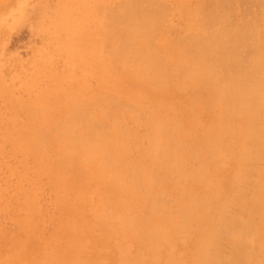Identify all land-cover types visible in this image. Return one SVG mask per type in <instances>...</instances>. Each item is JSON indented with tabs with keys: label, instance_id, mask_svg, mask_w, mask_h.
<instances>
[{
	"label": "rangeland",
	"instance_id": "rangeland-1",
	"mask_svg": "<svg viewBox=\"0 0 264 264\" xmlns=\"http://www.w3.org/2000/svg\"><path fill=\"white\" fill-rule=\"evenodd\" d=\"M131 5L134 8L131 7ZM216 6L218 7L216 8ZM124 9H126V11ZM130 9L131 11H129ZM132 9L137 10L133 11ZM209 14L211 17H209ZM160 16L164 20H162ZM126 20H128L129 23ZM215 20H218V23ZM206 21L209 23L207 24ZM131 22L136 23L131 25ZM150 22L154 24L156 23L157 26L156 24L154 26L153 24L149 25ZM144 24H146V26ZM200 24L202 25V28ZM216 24L218 25L216 26ZM127 26L129 30L125 31V29H128L125 28ZM220 26L224 28L222 29ZM131 27L133 28L131 29ZM136 27H138V29ZM151 27L156 28L154 30L151 29ZM146 29H149L151 33H149V30L146 32ZM153 31L155 32L153 33ZM204 31L207 36L204 34ZM243 32L246 33L244 34ZM249 32L253 34V37L252 34H249ZM222 33L224 35V40L229 38L226 40L227 45H225V48H229V42L240 35L237 33H242L244 36L247 35L243 40L245 42H241L242 46L239 47L241 49L238 51L239 53L237 58L241 59L242 62L239 64L237 63L238 66H235V70L238 69L237 73L240 74V77L237 78V82L241 81L240 79H242V82H239L241 84L246 79L249 80L253 76L254 71H257H253L251 68L253 73H250L251 76H248L249 78H245V74H249L248 70L250 69V64H253L255 61L259 62V59L261 63L262 58L264 59V0H0V264H131L132 261V264H195L194 262H196V258L199 256V251L197 250L196 246H198L201 239V228L203 229L202 226L205 225V221H207L206 218H208L210 215H213V221H217L216 219L221 216L220 212L218 214L221 206L220 209L219 207L215 208L212 206L213 203H216V206L222 204L224 205L222 208L224 207L226 209H230L229 214L228 210L227 212L225 211L226 215L224 213V219L228 222L225 227L230 230V233L227 232L228 230L226 228H224L225 230L223 229V232H221L225 234L229 233V235L231 234V238L228 236V234H226V237L225 234L223 235L221 232V234H219L217 237L218 239L216 238L215 241L217 246L220 245L221 247H215L217 257L216 261H219L218 263L215 261L216 264H225L227 261L228 262L226 264H246L249 258L250 260L247 264H264V246L262 248L263 255L262 253L261 255L258 254V252H261L262 245H264V241H262V238L264 239V190L262 189L264 185V174H262L264 173V151L261 150V152H258L257 154L259 156H256L257 158L254 157L250 161L251 163L249 164L251 167L249 164L247 165V167L251 168L250 170L249 168H245V170L247 169L248 171L252 170V174L251 172H248L251 174L248 175L247 170V174L245 173V170L243 173V168L238 164L239 162H236L235 158L236 152L241 149L240 143L243 142L242 132L246 131L245 129L248 125L245 120L248 122V116L252 114V112H250L252 111V106H250V104H254L250 102L252 100L250 94V99H248V93L244 94L248 98H244V95L242 94L244 93L243 91H245L244 88H237L238 91L235 89L234 93L237 95L242 94L243 96L241 95L240 99L244 98L245 100H239L246 102V105H248L249 101L250 104L248 107L245 106L244 108L243 105L245 104H242L241 102L237 105V98L236 100L231 99L232 102L233 100L236 101L234 110L228 109L229 104H225L229 101L231 102V100H225L228 96L225 95L226 91L223 90V87H226L228 90L226 85L228 84L229 77L231 78V76H228L227 82L225 80L226 78L224 79L225 76L227 77V74L224 73L225 68H220V64L219 66L211 62L209 63V61L213 60H217L216 63L219 62L220 58L218 57H220V55L216 50V47H214L215 45L212 41H215L216 38L222 36ZM260 35L263 36L259 38ZM126 38L129 39L128 42H126ZM147 38L148 41H146ZM199 38H203L204 40H198ZM182 40L185 42L186 40H189L190 43L192 42L194 48H190L194 50L196 49V41L194 42L195 44L193 41L202 40V43L206 44H204L206 47L204 46L203 49H207V54H210L208 51L217 52L216 54H218V59L216 58V60L214 58L216 57V55L214 56L215 52H211L213 55L210 54L214 57H210L209 55L210 60L208 59V64H214L215 67L208 66V69L211 70L213 67L218 68L217 66H219V68L222 70L219 68L218 69L220 71H217L218 69H213L218 73L215 74V76L219 75V77L213 76L214 71L211 70L209 73H207V76H202L201 74L202 79L204 77L205 80H202L203 82L201 81L199 84L198 81H196H200V79H198L199 77H197L195 81L194 78L193 80H188V74L190 77L189 79H191V76L195 75L194 77H196V75L200 76V74L193 72L198 68L196 65H192L190 63L191 54L189 57L186 55L192 50H188V46H191L192 44L188 43L189 45L187 46V41L186 45H184L185 43ZM130 42H136L139 45V49H143L141 50L142 52L139 50V52L143 54V59L140 56L142 54L136 50L135 51L140 55L136 54L138 56L133 55L132 57L130 56V58L128 57L130 60L123 58L125 54L123 57L122 55L120 57L119 53H121L124 45L125 47L123 50L126 51V53L130 50L128 48L133 47L134 44L132 45ZM127 44L130 45V47H128ZM262 44L263 46H261ZM185 46L187 49H184ZM113 50L116 52H113ZM184 50H187L186 54H184ZM133 53L135 54L134 51ZM139 56L143 61L142 64L145 61L144 65H149L148 67L145 66V68L143 65L142 70L136 69L138 65H142L141 63L137 64L140 62V59L138 62H136ZM152 56L155 58L153 57L154 59H150ZM131 58L136 59V63H134V65L136 64L137 66L133 65L132 60L134 61V59L131 60ZM158 61H162L161 63L165 64L167 68L168 66L170 67L171 76L168 75L169 78L167 75H165L168 74V72L164 73V71H160H168L169 69L166 70L167 68L165 65H163L165 68L159 69L160 67L158 68L157 64L159 63L160 66L161 63ZM248 61H250V64ZM155 62H157L156 66H154ZM260 63H258L259 67ZM188 64H190V66ZM263 64L264 63L261 64V67L264 66ZM126 65H130L129 68ZM132 66H134V68H132ZM177 66H181L183 69H180V67L178 68ZM239 66H242V70ZM185 69L187 70L186 75L184 74L186 77H184L182 73L186 71ZM179 70L180 72L181 70H184L181 72V76L183 77L180 76V72L178 73ZM239 70H241V72ZM188 71H192L193 73H188ZM244 71L246 72L245 74L243 73ZM174 73H178V75ZM141 74H143L144 77L152 75V77L149 76L152 80H144V77ZM204 74H206V71ZM230 74L228 73V75ZM257 74L254 75H257L255 77L258 79V81L255 80V77H253L255 78V81H252L253 78H251V81H245L247 82V85H255V82L256 84L260 82L258 78L261 77L259 70ZM208 75H212L210 77H212L215 81L212 78H205V76L208 77ZM180 77L187 78L188 82L186 79H181ZM158 79H160V81L163 79L162 84H164L162 85ZM218 79L220 82L218 84L221 85L218 86L221 87L224 93H222L218 87V90H215L217 85L210 86L211 83L209 84V81L213 82L214 84L218 82L216 81ZM181 80H184L186 83L182 81L181 83L184 84H180L179 81ZM153 85L155 87L157 86L156 89L153 87ZM222 85L225 86L222 87ZM191 87H193L195 91ZM215 91L218 93L221 92V94H217ZM201 95H205L204 97L207 100ZM219 95H222V97L225 96V98L221 97L222 101L221 99H216L215 97L219 98ZM207 97L210 99L209 101ZM223 99L225 101H223ZM104 101L109 102L106 104ZM252 102H254V100H252ZM79 103L80 105H78ZM114 103H116V105L118 103L120 106H116ZM224 104L226 106L225 108L223 106ZM233 104L234 103H232V105ZM239 105L241 107H239ZM74 106H77V109H81V107L83 109L84 107L87 108L86 110L79 109L80 112H83L81 116L77 115L80 116L79 118L76 117L78 120L77 123H74V118L72 119L73 116H71L77 114L73 113V111L76 109V107L75 109H72ZM235 106L238 107L236 109L241 108L240 110L242 112H244L246 108H248L249 111L250 108L249 112L251 114L248 115L247 109L245 111V115L244 113L242 114V112L239 114V110L234 113ZM255 106L257 105H254V107ZM135 107H137V110L134 109ZM125 108H127L126 111H123ZM143 108H145V114L142 112L143 110H140L142 113L138 110ZM223 109L225 111L226 109L233 111L234 114H232L235 116L237 115L239 120H236L237 116L235 118L230 113L232 116L231 117L228 110V112L226 111L228 114H224L225 111ZM257 109V107L256 109L253 108L254 111L256 110L258 112ZM75 111L79 112L77 110ZM256 111L253 113H257ZM153 112H155L154 115L151 114ZM137 113L141 114L140 117H147V120L144 121L145 117L144 119L137 117ZM219 113L223 114L222 117H224V115H227V117L225 116L222 120L218 118V115H220ZM101 115L103 120L100 117ZM242 115L246 118L243 119L244 117ZM215 118L221 120L222 122H225V120H227L226 122H228V120L230 122L227 124L226 122L221 124V121H216V123H219L220 126L216 125L217 127H215ZM240 118L242 120H240ZM64 119L66 121L69 120L70 124L73 123V126L68 122L69 125H67L69 127L67 128V125L65 124L66 121ZM80 119H83L82 121L85 123L82 121L80 122ZM62 120L65 122L64 124L66 126V130L69 128H76L70 130L71 132L67 131L66 135L62 134L60 131L65 130L59 125L63 124ZM133 120H137L138 122H134ZM173 120H176L177 122L175 121L173 123ZM231 120H233V122ZM148 121L151 122V124ZM234 121L236 124L239 123L240 128L238 127V129L241 131L239 132L238 130V134L242 133L239 135V137L236 133L237 131H232L235 126L232 125L233 128H231V124H235ZM145 122H148L150 126L144 125ZM259 122L261 121H256L257 125L261 124ZM179 123L182 125L180 126ZM101 124H104V129ZM156 124H158L157 129L154 127H157ZM175 124H177L178 127H181V130ZM244 124L245 126H243ZM114 125L116 127H114ZM227 125L230 126L231 130ZM163 126H170L168 127L170 131L173 128L171 134H169L170 132H167L169 129L166 130L169 136H172L171 138H173V142L170 140V142L168 141V134L166 139H163L166 135V133L163 131ZM81 127L84 128L81 129ZM147 127H149L150 130L153 127L156 129V132L150 131V134V132L146 129ZM220 127H223L224 129L225 127L227 129L228 127L229 132L231 131L230 134L233 133V135H236L235 139H237V141L240 139L242 142H237L234 138H232L235 141L234 142L233 140H230L231 138H228V136L233 135L226 134L225 137V134L223 133L225 130L223 128L221 129ZM218 129L222 130V132L219 133ZM58 130L60 131L58 132ZM158 131H161V134L164 132V136L160 134L161 137L163 136V138L157 136L159 135ZM215 131L216 135L220 134V136H223H217L219 138L218 139L215 137ZM64 132L66 133V131ZM154 132L157 133L156 136L154 135ZM227 132L228 130L226 133ZM68 134H70V137ZM67 136L69 137L68 139L66 138ZM153 136L154 138L152 139ZM205 136H207L208 139ZM76 137L78 139H76ZM223 137H225L228 141H226L228 143V149H224L226 147L223 148L220 146V149L216 150L218 148L213 146H216L221 140V142L224 143L225 141L223 140ZM147 138H150V141L155 143L149 142V139ZM212 138L217 141L216 144V141L214 140V142ZM139 139L143 140L140 141ZM196 139L197 142L195 141ZM229 140L231 142L233 141L232 143L235 145L234 146L232 144L233 148ZM183 141L184 143H182ZM167 142L172 144L169 145ZM179 142L180 145L185 144L181 146L182 149H173L176 146H180L178 145ZM93 143L95 144L93 145ZM174 143L178 144H175L176 146H174ZM153 145H155L156 149ZM171 145L174 147L172 146V148ZM193 145H195V149H200V152L197 150L194 154L193 152H195V150H192L194 148ZM219 145H217V147H219ZM222 145L224 146V144ZM157 146H160L161 149ZM229 147L231 149H229ZM153 148L156 151L153 150ZM148 150H151V152L149 153ZM230 150H233V152ZM175 151L178 156L174 155ZM159 152L162 153L159 154L158 157L160 158L163 156L164 158L160 159H164L166 164L163 163L164 161L161 163L162 160L160 161L158 157H156L157 159L155 158V155ZM183 152L185 153L183 154ZM229 152H231L232 155L235 153L232 156L233 158L230 157ZM150 154L151 157L153 156L154 160L150 157ZM171 154L175 156H172L173 160L170 158ZM190 154H192V157ZM214 154L215 157L212 158ZM221 154V158L217 157ZM223 154H226L229 157ZM208 156L211 157L209 158ZM223 156H226V158L228 157L230 159H223ZM258 158H261V161ZM148 159L151 160L147 161ZM155 159L159 160L158 162L162 165L157 164L158 162ZM116 160H118L119 163ZM152 160L153 162L151 163ZM257 160L260 162V168L258 164L259 162ZM121 164L123 167L120 166ZM153 164L157 165L155 166ZM198 164L201 165L199 166ZM107 165L110 166L108 167ZM138 165H140L141 168L143 166L142 169L140 168L141 171L139 168H137ZM237 165L240 170L236 167ZM204 166L207 169V173H205L206 171L202 170V168L205 169ZM112 167L114 168L113 170ZM119 167H122V170ZM156 167L157 169H155ZM197 169L200 170L198 171ZM237 169L240 172V182L237 179L239 177L237 176V174H239L236 172ZM152 170L155 171V174ZM192 170L194 171L193 173H195L192 175L193 177L191 176ZM187 171L188 173H186ZM132 173H134L133 176ZM180 173L181 176L179 175ZM172 174H174V176ZM199 174L201 175L199 176ZM241 174H246L243 179L246 177L247 181H249L247 178L251 179L254 177V182L252 180L253 178L249 182L245 180L246 183L244 180L241 181V176H243ZM138 175H140L141 178L139 177V179H137ZM131 178L133 179L130 180ZM153 178L155 179L153 180ZM157 179L160 181H157ZM138 180L141 181L139 184L142 185H140L141 190L143 188L142 191L139 187H137V185H139L137 182H140ZM156 181L159 182L158 185L157 183L156 185L152 184ZM207 182L210 184H206ZM234 184L235 186L239 184L238 188L241 185L240 188H243V191H245L244 189L248 186L249 189H246V192L248 191V193L240 190L243 194L240 192L238 194V188L235 187ZM158 186L159 188H156ZM135 187H137V189ZM252 187L255 189H251ZM233 188L235 192L237 191V194L233 192ZM235 188L237 189L235 190ZM259 188L262 190V192ZM160 190H163L164 194H161L162 191ZM251 190H253V192H251ZM143 191L151 194L149 195L146 193L149 195V197H145L148 195H146ZM231 191L236 197L233 196V198L230 196ZM216 192L218 194V198H216V196V202H214L215 200L212 199L213 197H209V195H213ZM227 195H229L228 198L231 197L234 200L232 207L230 206L232 199L230 198V200H228ZM239 195H243L244 198L242 196L239 198ZM249 195L250 197H253L250 198L248 197ZM254 196L258 198H255L256 200H259L258 203L256 200H254ZM260 196L263 200H261ZM245 197L246 199L250 198V201L247 199L248 202L245 201V203ZM153 199L155 201H152ZM192 199H194V203L192 202ZM202 199L205 201H202ZM217 199L221 203H218ZM251 199L254 201H251ZM200 200L202 203L204 202L202 205H200ZM207 200H210V202L213 201V203L211 202L212 205L210 204V208L211 210H213V208L214 210H217V216L215 212L214 214L212 213L214 210L210 212V208L207 206ZM224 201L230 203L228 204L225 202L224 204ZM158 202L160 203V208L157 206ZM205 202H207V204ZM113 203L114 205H112ZM154 203L157 207L153 205ZM161 204L164 206H161ZM205 205L208 207V209ZM149 207L150 209L148 210L147 208ZM191 208L193 210H191ZM199 208L201 211L198 210ZM204 208L207 210L205 211ZM242 209H244V211L248 210L247 214L244 211L243 213ZM178 210H182L183 213ZM109 211L110 213L115 212V214H112L113 219L111 218V214V217L106 215L109 213ZM187 211L190 213H187ZM103 212H106L104 214L105 216H102ZM182 214L184 219L181 218ZM185 214L189 215L185 216ZM232 215L235 217H231ZM108 216L114 221L112 222ZM238 216L242 218V223L249 222L248 225L245 223V228H243L245 226L243 224V227L241 228V219H239ZM259 216V222L261 224L258 222ZM118 217L121 222L118 220ZM144 217L148 220L144 219ZM178 217L181 219L178 220ZM230 217L234 220V223H231L232 219ZM102 218H105V220ZM185 218H187L189 221L187 222ZM145 220L147 223H144ZM235 220L240 224L236 223ZM121 223H126L128 226L126 224L125 225L127 227L125 225L123 226ZM177 223L181 225H178ZM250 223L252 226H255L256 231L252 229ZM231 225H233V227ZM178 226L179 229L182 227L181 229L183 232L178 230ZM159 227H162L161 230ZM174 227L177 230L173 229ZM188 227L193 229H189ZM184 228L187 229L185 230ZM234 228H236V231ZM243 229L244 231L248 230L249 234L254 232L256 235L252 236V238L246 237V233H248V231H245V236L242 235L244 238L246 237V239H252L250 245L253 243L251 247L252 253L255 255L250 253V240L246 241L243 238L245 241H241V244L238 241L237 244L234 236H232L234 232L238 233V231H240L239 233L241 234ZM140 230H145V234L144 232L140 233L142 232ZM148 230L149 233H146ZM156 230L159 231V233L156 232ZM134 233L137 236H135ZM181 234H184L182 235L183 237L180 236ZM150 235L153 237L150 238ZM260 236H262V238ZM162 238L165 239L163 240ZM181 239H185V242L182 241L183 243H181L179 241ZM85 241L88 243H85ZM259 242L260 245L262 244L261 247H259L260 249L257 245ZM223 244L227 247L223 246ZM156 245L159 250L154 248ZM222 248H225L226 252L225 250L222 252ZM238 249H240L242 253L246 255V257H248L249 254H251L249 255L251 257L247 258V261H245V257L242 259H237L235 252ZM217 253L221 254V257L226 255L228 258L223 256L224 258L222 257L223 259L220 262L218 259L220 256H218ZM157 255H159V257ZM139 256L142 259L139 260ZM164 259H167L165 260L167 262H165ZM235 259L237 261H235Z\"/></svg>",
	"mask_w": 264,
	"mask_h": 264
},
{
	"label": "bare ground",
	"instance_id": "bare-ground-1",
	"mask_svg": "<svg viewBox=\"0 0 264 264\" xmlns=\"http://www.w3.org/2000/svg\"><path fill=\"white\" fill-rule=\"evenodd\" d=\"M257 1H258V0H257ZM148 2H149V1H148ZM151 2H152V1H151ZM213 2H214V1H213ZM217 3H218V2H217ZM125 4H126V3H125ZM210 4H211V3H210ZM215 4H216V1H215ZM119 5H120V4H119ZM126 5H127V4H126ZM150 5H151V4H150ZM212 5H213V4H212ZM124 6H125V5H124ZM127 6H128V5H127ZM127 6H126V7H127ZM138 6H141V5H138ZM214 6H215V5H214ZM131 7H133V6L131 5ZM217 7H218V6H216V8H217ZM133 8H134V7H133ZM165 8H166V7H165ZM216 8H215V9H216ZM128 9H129V8H128ZM137 9H138V7H137ZM137 9H135V10H137ZM140 9H141V8H140ZM157 9H158V8H157ZM160 9H161V8H160ZM160 9H159V10H160ZM124 10L126 11V9H124ZM132 10H133V9H132ZM135 10H133V11H135ZM162 10H164V9H162ZM223 10H224V9H223ZM129 11H131V9H130ZM111 12H112V11H111ZM123 12H124V11H123ZM127 12H128V11H127ZM127 12H126V13H127ZM142 12H143V11H142ZM165 12H166V11H165ZM201 12H202V11H201ZM118 13H119V12H118ZM162 13H163V12H162ZM162 13H160V14H162ZM166 13H167V12H166ZM199 13H200V12H199ZM199 13H198V14H199ZM206 13H207V12H206ZM208 13H209V12H208ZM219 13H220V12H219ZM112 15H113V14H112ZM165 15H166V14H165ZM204 15H205V13H204ZM209 15H210V14H209ZM162 16H163V15H162ZM221 16H222V15H221ZM141 17H142V15H141ZM143 17H144V16H143ZM147 17H148V16H147ZM153 17H154V16H153ZM160 17H161V16H160ZM196 17L198 18L197 15H196ZM209 17H211V15H210ZM148 18H149V17H148ZM204 18H205V16H204ZM212 18H213V17H212ZM154 19H155V18H154ZM161 19L164 20L162 17H161ZM209 19H210V18H209ZM215 19H216V18H215ZM115 20H116V19H115ZM141 20H142V18H141ZM146 20H147V18H146ZM146 20H145V21H146ZM152 20H153V18H152ZM126 21L129 23L128 20H126ZM215 21H216V20H215ZM217 21H218V20H217ZM217 21H216V22H217ZM146 22H147V21H146ZM152 22H154V21H152ZM199 22H200V21H199ZM202 22H203V21H202ZM202 22H201V23H202ZM206 22H207V21H206ZM206 22H205V23H206ZM211 22L214 23L213 21H211ZM216 22H215V23H216ZM117 23H118V22H117ZM123 23H124V22H123ZM133 23H136V22H131V25H132ZM147 23H148V22H147ZM203 23H204V22H203ZM208 23H209V22H207V24H208ZM217 23H218V22H217ZM220 23H221V22H220ZM237 23H238V22H237ZM137 24H138V23H137ZM141 24H142V23H141ZM152 24H153V26H154L156 23L154 24V23H151V22H150L149 25H152ZM221 24H222V23H221ZM129 25H130V24H129ZM135 25H136V24H135ZM144 25L146 26V24H144ZM147 25H148V24H147ZM200 25H201V24H200ZM217 25H218V24H216V26H217ZM238 25H239V24H238ZM121 26H122V25H121ZM136 26H137V25H136ZM139 26H140V25H139ZM142 26H143V25H142ZM145 26H143V27H145ZM156 26H157V24H156ZM204 26H205V24H204ZM223 26H224V23H223ZM122 27H123V26H122ZM129 27H130V26H129ZM133 27H135V26H133ZM133 27H131V29H132ZM140 27H141V26H140ZM158 27H159V26H158ZM213 27H215V26H213ZM220 27H221V26H220ZM125 28H128V26L125 27ZM136 28L138 29V27H136ZM148 28L150 29L149 26H148ZM155 28H156V27H155ZM155 28H154V27H151V29H154V30H155ZM201 28H202V25H201ZM221 28H222V27H221ZM223 28H224V27H223ZM223 28H222V29H223ZM226 28H227V27H226ZM236 28H238V27H236ZM243 28H244V27H243ZM250 28H251V27H250ZM149 29H146V32H147V30H149ZM209 29H210V28H209ZM213 29H214V28H213ZM213 29H212V30H213ZM217 29H218V28H217ZM254 29H255V28H254ZM128 30H129V28H128V29H125V31H128ZM215 30H216V29H215ZM199 31H200V29H199ZM218 31H219V30H218ZM220 31H221V29H220ZM223 31H224V30H223ZM249 31H250V30H249ZM254 31H255V30H254ZM135 32H136V31H135ZM154 32H155V31H153V33H154ZM215 32H216V31H215ZM215 32H214V33H215ZM224 32H225V31H224ZM226 32H227V31H226ZM149 33H151L150 30H149ZM199 33H200V32H199ZM208 33H209V32H208ZM233 33H234V32H233ZM243 33H244V32H243ZM245 33H246V32H245ZM245 33H244V34H245ZM125 34H126V33H125ZM133 34H134V33H133ZM194 34H195V33H194ZM204 34H205V31H204ZM215 34H217V33H215ZM225 34H226V33H225ZM227 34H228V33H227ZM237 34H238V35L240 34V35L237 36L236 38L232 36V37L235 38V39H234V40H231V41L229 42V44H228V45H229V48L227 47L228 49L225 48V47H226L225 45H227V43H226L227 41H226V40H228L229 38L226 39V40H224V37H223L224 35H223V33H222V36H220L219 38H216V39H215V38L213 37V38L215 39L216 42H215V41H212V42H213V44L215 45L214 47H216V50L218 51V53H219V55H220V57H218V58H220V59H219V62H217V63H216V61H217L216 58H217V55H218V54H216L217 52L214 51V52H215L214 56L216 55V57L211 56V55H213V54H211V52L214 53L213 51H211V52L208 51V53H210L211 55H210V54H207V49H206V50L203 49L204 46H205L206 44L204 43V44H205V45H204V44L202 43V40H201V41H198V40L203 39V38H199L198 40H194V41H193V43L196 41V44H197V45H196V44L194 43V44H195V48H196L195 50L192 49V48H194L192 42L190 43L189 40H186V42L188 41V42H187V46L189 45L188 43L192 44L191 46H188V50H189V49H190V50L192 49V50H191V51L189 50L190 53L188 52V54H186L187 50H184V54L188 55V57H189V55L191 54L190 63H191L192 65H196V67L198 68V69H196V70L193 71V72H196L197 74H200V76L196 75V77H194L195 75H194V76H191V79H189L190 77H189V74H188V75H187V78H188V80H193V78H194V81H195V79H197V77H199L198 79H200V81H199V80H196V81H198V84H199L202 80H205L204 77H203V79H202L201 74H202V76H204V75L207 76V73H209V72H210L211 70H213V69L217 70V69L219 68L220 65H221L220 68H222V67L225 68V72H224V73L227 74V77H226L225 75H223V76H225L224 79L226 78L225 80L228 82V76H231V78L229 77V82H228L229 85H228L227 82H226V84H227L226 86H227L228 90L226 89V87H223V86H225V85H222L223 90L226 91V94H225V95L228 96V97H227L228 99L226 98L225 100L228 101L229 99H230V100H231V99H235V100H236V98L238 99L237 102L234 101V100H233V102H232V100H231V102L234 103L233 105H232V103H231L230 101H229L230 103H229V102H227V103L224 102V103L227 104V105L229 104V108L227 107L228 109H233V110H234L235 102H236L237 105H238L240 102H241L242 104H243V103L245 104L246 102H242V101H240V100H243L244 98L247 99L250 95H251L250 97H252V100H254V102H252V100H251L250 102L253 103L254 105H257V106L254 107V105L250 104L249 101H248V105H246V104L243 105L244 108H245V106L248 107L249 104H250V106H252V109H251L252 111H250V108H249V111L252 112V114L248 111V108H246V109H247V112H248V115H250V114H251V115L248 116L249 118L247 117L248 120H249L248 122L245 120V122H246L248 125L246 124V125H247V126H246V129H245L246 131L242 132V133H243V136H242V137H243V138H242L243 142L239 139V141L242 142V143H240V144H241V146H240L241 149H240V147L238 146L240 150L237 151V152H236V150H235V152H236V158H235V159H236V162H239L238 164L243 168V171H242V172L244 173L245 168H247V169L249 168V167H247V165H248L249 163H251L250 161H251L254 157L257 158V157L259 156L257 153H258V152H261V150L264 151V150H263V149H264V68H263L264 66L261 67V64L264 63V62H263L264 59L262 58V61H261V63H260V59L258 58V59H259V62H258V61H257V62L255 61L256 64H255V62H254L253 64H252V63L250 64V61H251V60L248 61L249 64L251 65V66L249 67L250 69L248 68V69L250 70V71L248 70L249 74L252 72V71H251V68H252L253 71H254V70H257V71H254V73L252 72V73H253V76H252L251 78H253V77H255V76L258 75V74H257V73H258V70H259V74H261V77H258V78H259V81H260L258 84H256V82H255V83H254L255 85H247V82H245V81H249V80L251 81V80H252L251 78H250L249 80H247V79L245 80V79H244V80H245V81H244L245 83L243 82V83H241V84H240L239 82H242V79L239 78L241 81L237 82V81H238L237 78L240 77V74L237 73V70H238V69L235 70V66H238V64H239L240 62H242L241 59H238V58H237V57H238V53H239L238 51H239V49H241V48H239V47L242 46L241 44H242L243 42H245V41H243L244 38H245V36H247V35L244 36L242 33H237ZM237 34H236V35H237ZM241 34H242V35H241ZM249 34H252V33L249 32ZM127 35H128V34H127ZM136 35H137V34H136ZM196 35H197V34H196ZM201 35H202V34H201ZM205 35H206V34H205ZM232 35H233V34H232ZM125 36H126V35H125ZM131 36H132V34H131ZM153 36H154V35H153ZM187 36H188V35H187ZM206 36H207V35H206ZM213 36H214V35H213ZM227 36H228V35H227ZM261 36H263V35H260L259 38H260ZM118 37H119V36H118ZM126 37H127V36H126ZM225 37H226V36H225ZM232 37H231V38H232ZM252 37H253V34H252ZM252 37H251V38H252ZM114 38H115V37H114ZM121 38H123V37H121ZM130 38H131V37H130ZM141 38H142V37H141ZM184 38H185V37H184ZM213 38H212V39H213ZM116 39H117V38H116ZM118 39H119V38H118ZM126 39H127V38H126ZM126 39H125V40H126ZM131 39H132V38H131ZM261 39H262V38H261ZM261 39H258V40H261ZM123 40H124V39H123ZM183 40H185V39H183ZM183 40H182V41H183ZM203 40H204V39H203ZM118 41H120V40H118ZM118 41H117V42H118ZM128 41H129V39H127L126 42H128ZM130 41H132V40H130ZM146 41H148V38L146 39ZM146 41H145V42H146ZM205 41H206V40H205ZM205 41H204V42H205ZM122 42H123V41H122ZM149 42H150V41H149ZM175 42H176V41H175ZM183 42L185 43L184 45H186V42H185V41H183ZM241 42H242V43H241ZM263 42H264V41H263ZM263 42H262V43H263ZM130 43H131L132 45L134 44L133 47L128 48V49H130L128 52L131 53V54H129L128 52L126 53V51L123 50V48L125 47V45H124L123 48L121 47V48H122V51H124V52L121 51V53H119V54H120V57H121V55H122V57H123V55L125 54L123 58H124V59H129L130 56L132 57L133 55L135 56L136 54H138V55L142 54V53H141V52H142L141 50H143V49H142V48L139 49V45H138L136 42H134V43L130 42ZM130 43H128V44H130ZM135 43H136V46L138 45L137 47L135 46ZM122 44H123V43H122ZM124 44H125V42H124ZM128 44H127V45H128ZM131 44H130V45H131ZM147 44H148V42H147ZM147 44H146V45H147ZM149 44H150V43H149ZM175 44H176V43H175ZM175 44H173V45H175ZM180 44H181V43H180ZM209 44H210V43H209ZM118 45H119V44H118ZM130 45H128V47H130ZM182 45H183V44H182ZM182 45H181V46H182ZM207 45H208V44H207ZM149 46H150V45H149ZM149 46H148V47H149ZM181 46H180V47H181ZM201 46H202V47H201ZM261 46H263V44H262ZM135 47H136L137 49H136ZM175 47H176V46H175ZM190 47H192V48H190ZM205 47H206V46H205ZM209 47H210V46H209ZM126 48H127V47H126ZM126 48H125V49H126ZM133 48H134V49H133ZM150 48H151V46H150ZM183 48H184V47H183ZM251 48H252V47H251ZM131 49H132V50H131ZM184 49H187L186 46H185ZM243 49H244V48H243ZM247 49H248V48H247ZM247 49H246V50H247ZM256 49H257V48H256ZM263 49H264V48H263ZM135 50L138 51V52H139V50H140V51H141V52H139L140 54L137 53ZM152 50H153V49H152ZM257 50H258V49H257ZM117 51H118V50H117ZM130 51H132V52H130ZM133 51L135 52V54L133 53ZM255 51H256V50H255ZM109 52H110V51H109ZM113 52H116V51L113 50ZM119 52H120V51H119ZM143 52H144V51H143ZM246 52H247V51H246ZM259 52H260V51H259ZM263 52H264V51H263ZM132 53H133V54H132ZM247 53H248V52H247ZM257 53H258V52H257ZM109 54H111V53H109ZM119 54H118V56H119ZM127 54H129V55H127ZM113 55H114V54H113ZM126 55H127V56H126ZM138 55H136V56H138ZM181 55H182V54H181ZM186 55H185V56H186ZM207 55H208V56H207ZM209 55H210V57H214L216 61H214L213 58H212L213 61H209V60H210ZM243 55H244V54H243ZM251 55H252V53H251ZM114 56H115V55H114ZM140 56H141V58H142L143 54L140 55ZM140 56H139V58L137 57V58H138L137 61H136V59H134L135 57H134V58H131V60L134 59V61L132 60L133 65H134V63L138 62L139 59H140V62H138L137 64H140V63L142 64V62H143L142 59H143V58L141 59ZM183 56H184V55H183ZM183 56H182V57H183ZM245 56H246V55H245ZM128 57H129V58H128ZM153 57H154V56H152L150 59H154V58H155V57H154V58H153ZM123 58H122V59H123ZM180 58H181V57H180ZM218 58H217V59H218ZM116 59H117V58H116ZM156 59H157V58H156ZM156 59H155V60H156ZM208 59H209V60H208ZM243 59H244V58H243ZM245 59H246V58H245ZM249 59H250V57H249ZM258 59H257V60H258ZM119 60H120V59H119ZM119 60H118V61H119ZM129 60H130V59H129ZM148 60H149V59H148ZM160 60H162V59H160ZM179 60H180V59H179ZM179 60H178V61H179ZM181 60H182V59H181ZM184 60H186V59H184ZM187 60L189 61L188 58H187ZM240 60H241V61H240ZM122 61H124V60H122ZM135 61H136V62H135ZM208 61H209V63L211 62V63L217 64V65H219V64H220V65H219V66L216 65L218 68H214L215 65H214V64H211V65L208 64ZM238 61H239V62H238ZM244 61H246V60H244ZM253 61H254V60H253ZM149 62H151V61H149ZM158 62H160V61H158ZM161 62H162V61H161ZM161 62H160V63H161ZM180 62H181V61H180ZM180 62H179V63H180ZM183 62H184V61H183ZM144 63H145V61H144ZM144 63H143L142 65H138L139 68H138V66H137L136 64H135L134 66H137V68L135 67L137 70H139V69L142 70V66L144 65ZM156 63H157V62L154 63V64H155L154 66H156ZM185 63H186V61H185ZM237 63H238V64H237ZM258 63H260V67H261V68L258 66V65H259ZM181 64H182V62H181ZM241 64H242V63H241ZM241 64H240V65H241ZM243 64H244V62H243ZM247 64H248V63H247ZM247 64H246V65H247ZM249 64H248V65H249ZM163 65H165V64H162V63H161L160 66H159V63L157 64L158 68L160 67L159 69H163V68L166 67V65H165V67H163ZM177 65H178V64H177ZM188 65L190 66V64H188ZM256 65H257V66H256ZM263 65H264V64H263ZM126 66H127V65H126ZM129 66H130V65H128L127 67L129 68ZM134 66H132V68H134ZM140 66H141V68H140ZM145 66L148 67L149 65H144L143 67L145 68ZM151 66H152V65H151ZM184 66H187V65H184ZM184 66H183V67H184ZM208 66H214V67H213L211 70H209V69H208V68H209ZM147 67H146V68H147ZM161 67H162V68H161ZM177 67H178V68L180 67V69H183V68H181V66H177ZM239 67H241V70H242V66H239ZM246 67H248V66H246ZM256 67H257V69H256ZM128 68H127V69H128ZM132 68H131V69H132ZM151 68H152V67H151ZM166 68H167V67H166ZM188 68H189V67H188ZM194 68H195V67H194ZM220 68H219V69H220ZM152 69H153V68H152ZM168 69H169V70H168ZM219 69H218L217 71L222 70V69H220V70H219ZM239 69H240V68H239ZM148 70H149V69H148ZM166 70H168V71H165V70H160V71H164V73L168 72V74H165V75H167V77L169 78L168 75H170V73H171V69H170V67L168 66V68H167ZM174 70H175V68H174ZM185 70H186V69H185ZM191 70H192V69H191ZM207 70H208V72H207ZM215 70H213V71H214V75H213V76H215V74H218L217 72H215ZM226 70H227L228 72H227ZM241 70H239V71L241 72ZM245 70H246V69H245ZM146 71H147V70H146ZM182 71H184V70H181V72H182ZM205 71H206V74H204ZM223 71H224V69H223ZM235 71H236V72H235ZM239 71H238V72H239ZM139 72H140V71H139ZM144 72H145V71H144ZM152 72H153V70H152ZM156 72H157V71H156ZM173 72H174V71H173ZM179 72H180V70L178 71V73H179ZM181 72H180V76H181V74L183 73V76L186 77L185 75H186V73H187V70L184 71V72H182V73H181ZM189 72H192V71H188V73H189ZM193 72H192V73H193ZM230 72H231V74H230ZM255 72H257V73H255ZM147 73H148V72H147ZM158 73H159V72H158ZM178 73H174V74H177V75H178ZM228 73H229L230 75H228ZM243 73L245 74L246 72L244 71ZM252 73H251V74H252ZM160 74H161V73H160ZM184 74H185V75H184ZM211 74H212V73H211ZM237 74H238L239 76H238ZM244 74H243V75H244ZM249 74L246 73V74H245V75H246L245 78L248 77V76L250 77L251 74H250V75H249ZM254 74H257V75H254ZM141 75L143 76V74H141ZM152 75H153V73H152ZM152 75H148V77H147V76H145V77L143 76V77H144L143 79H144V80H147V79L152 80V79H151ZM162 75H163V73H162ZM190 75H191V74H190ZM142 76H140V77H142ZM149 76H151V77H149ZM170 76H171V75H170ZM183 76H181V77H183ZM206 76H205V78H207V79H208V78H212V77H210V76H212V75H208V77H206ZM216 76H217V75H216ZM216 76H215V77H216ZM163 77H164V76H163ZM172 77H173V76H172ZM176 77H177V76H176ZM181 77H180V78H181ZM217 77H219V75H218ZM249 77H248V78H249ZM145 78H146V79H145ZM159 78H160V77H159ZM173 78H174V77H173ZM178 78H179V76H178ZM178 78H176V79H178ZM187 78H181V79H186V80H187ZM255 78H256V77H255ZM255 78H253L252 81H255V80L258 81V79H257V78L255 79ZM260 78H261V80H260ZM212 79H213V78H212ZM215 79H217V78H215ZM230 79H231V80H230ZM236 79H237V80H236ZM254 79H255V80H254ZM158 80L160 81V79H158ZM162 80H163V79H161V81H160L161 84H162V82H163ZM178 80H179V79H178ZM188 80H187V82H188ZM210 80H211V79H210ZM213 80H214V79H213ZM213 80H211V81H213ZM235 80H236V81H235ZM147 81H148V80H147ZM182 81H183L184 83H186L184 80H181V81H179L180 84H182V83H181ZM211 81H209V84L211 83L210 86H211V85H215V86L217 85L216 88H215V90H218V89H217V87H218V88H220L219 90H221L222 93H224V91L221 89V87H219V86H221V85L218 84V83H220V82H219V79L216 80V81H218V82H216V83H214V84H213V82H214L215 80H214L213 82H211ZM149 82H150V81H149ZM160 82H159V83H160ZM202 82H203V81H202ZM207 82H208V81H207ZM168 83H169V82H168ZM184 83H183V84H184ZM189 83L191 84L190 81H189ZM205 83H206V82H205ZM161 84H160V86H161ZM163 84H164V83H163ZM163 84H162V85H163ZM180 84H179V86H180ZM183 84H182V85H183ZM202 84H203V83H202ZM206 84H207V83H206ZM206 84H205V85H206ZM209 84H208V85H209ZM154 85H155V84H154ZM154 85H153V87H155ZM205 85H204V86H205ZM218 85H219V86H218ZM215 86H214V87H215ZM156 87H157V86H156ZM156 87H155V89H156ZM183 87H184V86H183ZM191 88H193V87H191ZM224 88H225L226 90H225ZM237 88H241V89L244 88L245 91H243L244 93H242V94L244 95V94H247V93H248V94H247L248 97H247L246 95H244V98H243V99H240V98H241L240 96H241L242 94L239 93L240 95H237L236 93H234V90L237 89ZM211 89H213V88H211ZM211 89H210V90H211ZM158 90H159V89H158ZM193 90H194V88H193ZM193 90H192V92L194 93L195 90H194V91H193ZM239 90H240V89H239ZM213 91H214V90H213ZM237 91H238V89H237ZM180 92H181V91H180ZM206 93H207V91H206ZM215 93H217V94H221V92L218 93V92H216V91H215ZM197 94H198V93H197ZM249 94H250V95H249ZM195 95H196V94H195ZM195 95H194V96H195ZM199 95H200V94H199ZM222 95H224V94H222ZM222 95H221V96L219 95V96H220L219 98H217V97H215V98H216V99H221ZM243 95H242V96H243ZM196 96H197V95H196ZM201 96H202V95H201ZM201 96H198V97H201ZM204 96H205V95H204ZM204 96H202V97H204ZM213 96H214V95H213ZM213 96H212V97H213ZM217 96H218V95H217ZM245 96H246V97H245ZM142 97H143V96H142ZM208 97H209V96H208ZM208 97H207V98H208ZM238 97H239V98H238ZM250 97H249L248 99H250ZM222 98H225V96H223ZM103 99H104V98H103ZM191 99H192V97H191ZM193 99H194V98H193ZM201 99H202V98H201ZM204 99H206V98L204 97ZM239 99H240V100H239ZM245 99H244V100H245ZM104 100H105V99H104ZM114 100H115V99H114ZM206 100H207V99H206ZM209 100H210V99L208 98V101H209ZM225 100L223 99V101H225ZM244 100H243V101H244ZM100 101H101V100H100ZM192 101H194V100H192ZM214 101H216V100H214ZM221 101H222V99H221ZM104 102H105V101H104ZM108 102H109V101H108ZM108 102H105V103L107 104ZM114 102H115V101H114ZM216 102H217V101H216ZM216 102H214V103H216ZM111 103H112V102H111ZM157 103H158V102H157ZM191 103H192V102H191ZM218 103H219V101H218ZM220 103H221V102H220ZM92 104H93V103H92ZM96 104H98V103H96ZM96 104H95V105H96ZM114 104L116 105V103H114ZM158 104H159V103H158ZM225 104L223 105L224 108L226 107ZM242 104H241V106H242ZM76 105H77V104H76ZM78 105H80V103H79ZM78 105H77V106H78ZM117 105H119V104L117 103ZM117 105H116V106H117ZM148 105H149V103H148ZM194 105H195V103H194ZM198 105H199V104H198ZM230 105H232V106H230ZM77 106H74V108H72V109H75V107H76L75 110L79 111L80 108L78 107L79 109H77ZM81 106H82V105H81ZM93 106H94V105H93ZM119 106H120V105H119ZM129 106H130V105H129ZM221 106H222V105H221ZM241 106L239 105V107H241ZM110 107H111V106H110ZM123 107H124V106H123ZM125 107H128V106H125ZM199 107H201V106H199ZM230 107H233V108H230ZM256 107L258 108V109H257L258 112L255 110L257 113H253V112H255V111L253 110V108L256 109ZM111 108H112V107H111ZM116 108H117V107H116ZM131 108H132V107H131ZM136 108H137V107H135L134 109H136ZM236 108H238V107L235 106V111H234V113L237 112V110H239V111H240L239 114H241V112H242V111L240 110L241 108H240V109H236ZM72 109H71V110H72ZM81 109H83V108L81 107ZM81 109H80V110H81ZM86 109H87V108L84 107L83 110H86ZM96 109H97V108H96ZM113 109H114V108H113ZM126 109H127V108H125V110H123V111H126ZM144 109H145V108H143V109H138V110H139V112H141L140 110H143L142 112L144 113ZM147 109H148V108H147ZM160 109H161V108H160ZM206 109H208V108H206ZM219 109H220V107H219ZM219 109H218V111H219ZM228 109H226V111H227ZM246 109H245V111H246ZM75 110L73 111V113H77V114H75L76 116H75V115H71V114H70V115L73 116L72 119L74 118V119H73L74 123H77L78 120H77L76 117L79 118V117L81 116V114H82L83 111H81V112H80V111H79V112H76ZM121 110H122V109H121ZM128 110H129V109H128ZM136 110H137V109H136ZM172 110H173V109H172ZM223 110H224V109H223ZM242 110H244V109H242ZM132 111H133V110H132ZM166 111H167V110H166ZM166 111H165V112H166ZM174 111H175V110H174ZM224 111H225V110H224ZM226 111H225L224 114H228L227 112H228L229 110H228L227 112H226ZM230 111H231V110H230ZM230 111H229V114H230V113L232 114L233 111H231V112H230ZM245 111L242 112V114L244 113V115H245ZM70 112H72V111H70ZM104 112H105V111H104ZM104 112H103V113H104ZM127 112H129V111H127ZM142 112H141V113H142ZM191 112H192V111H191ZM212 112H213V111H212ZM219 112H220V111H219ZM78 113H79V114H78ZM154 113H155V112H153V113H151V114L154 115ZM221 113H222V111H221ZM234 113H233V114H234ZM104 114H105V113H104ZM131 114H132V113H131ZM144 114H145V113H144ZM146 114H147V113H146ZM149 114H150V113H149ZM151 114H150V116H151ZM219 114H220V113H219ZM231 114H230V116H231ZM233 114H232V115H233ZM236 114H238V113H236ZM246 114H247V113H246ZM77 115H80V116H77ZM105 115H106V114H105ZM105 115H104V116H105ZM140 115H141L140 113H139V114L137 113V117L144 119L145 116H144V117H140ZM163 115H165V114H163ZM163 115H162V116H163ZM173 115H174V113H173ZM222 115H223V114L218 115V118H220V119L223 120V118H224L225 116L227 117V115H224V117H222ZM71 116H70V117H71ZM74 116H75V117H74ZM83 116H84V115H83ZM228 116H229V115H228ZM230 116H229V117H230ZM233 116L236 118L237 115H236V116L233 115ZM242 116H243V115H242ZM100 117H101V119H102V115H101ZM133 117H134V116H133ZM135 117H136V116H135ZM148 117H149V116H148ZM173 117H174V116H173ZM173 117H172V119H173ZM221 117H222V118H221ZM231 117H232V116H231ZM231 117H230V118H231ZM234 117H233V119H234ZM240 117H241V116H240ZM243 117H244V116H243ZM243 117H242V118H243ZM75 118H76V119H75ZM81 118H82V117H81ZM85 118H86V117H85ZM91 118H92V117H91ZM107 118H108V117H107ZM146 118H147V117H145V120H144V121L147 120ZM230 118H229V119H230ZM245 118H246V117H244L243 119H245ZM66 119H67V118H66ZM68 119H69V118H68ZM88 119H89V118H88ZM135 119H136V118H135ZM161 119H162V118H161ZM185 119H187V118H185ZM216 119H217V118H215V123H216V121H221V120H218V119L216 120ZM64 120H65V119H64ZM64 120H62V121H63V122H62L63 124H59V125H60L61 128L65 129L64 131H66V133H65L63 130H61V131L58 130V132L60 131L62 134H65V135H66V134H67V131L73 130V129H75L76 127L73 128V129H70V128H69V129L66 130V126H65V124L67 125L70 119H69L68 121L65 120L66 123L64 122ZM82 120H83V119H82ZM82 120L80 119L79 121L81 122ZM102 120H103V119H102ZM107 120H108V119H107ZM111 120H112V118H111ZM137 120H138V119H137ZM137 120H135V121L138 122ZM148 120H149V118H148ZM236 120H239V117H238V116H237ZM240 120H242V119L240 118ZM112 121H113V120H112ZM112 121H110V122H112ZM114 121H115V119H114ZM131 121H132V120H131ZM133 121H134V120H133ZM135 121H134V122H135ZM139 121H140V119H139ZM154 121H155V120H154ZM175 121H176V120H173V123H174ZM226 121H227V120H225V122H226ZM231 121L233 122V120H231ZM256 121H257V122H258V121H261V122H259V123H261V124H260V125H257ZM82 122H83V121H82ZM141 122H142V120H141ZM148 122H149V121H148ZM148 122H147V123L145 122L144 125H147V126L149 125V126H150L151 122H149L150 124H148ZM170 122H171V121H170ZM176 122H177V121H176ZM221 122H222V121H221ZM225 122H222L221 124H224ZM229 122H230V121L228 120V122H226V124L229 123ZM234 122H235V121H234ZM238 122H239V121H238ZM240 122H241V121H240ZM245 122H244V123H245ZM64 123H65V124H64ZM78 123H79V122H78ZM83 123H85V122H83ZM87 123H88V122H87ZM89 123H90V122H89ZM94 123H95V122H94ZM156 123H157V122H156ZM166 123H167V122H166ZM166 123H165V125H166ZM171 123H172V122H171ZM173 123H172V124H173ZM215 123H214V126H215V127L220 126L219 123H218V124H217V123L215 124ZM241 123H242V122H241ZM255 123H256L257 126L255 125ZM69 124H70V122H69ZM69 124H68V125H69ZM80 124H81V123H80ZM113 124H114V123H113ZM120 124H121V123H120ZM142 124H143V123H142ZM153 124H154V123H153ZM153 124H152V125H153ZM179 124H180V126L182 125L181 123H179ZM226 124H225V125H226ZM235 124H236V122H235ZM235 124H231V126H232V125L235 126V128H234L235 130L233 129L232 131H234V132L237 131L236 133H237V135H238V137H239V135L242 134V133H239V134H238L239 123L236 124V125H237V129H236V125H235ZM68 125H67V128L69 127ZM70 125L73 126V123H71ZM81 125H82V124H81ZM101 125H102V124H101ZM103 125H104V124H103ZM103 125H102V127H103ZM117 125H118V124H117ZM144 125H143V126H144ZM154 125H155V124H154ZM156 125H157V127H156V126H154V127L157 129V128H158V124H156ZM163 125H164V124H163ZM168 125H169V124H168ZM170 125H171V124H170ZM175 125L178 127L177 124H175ZM216 125H217V126H216ZM228 125H229V124H228ZM228 125H227V126H228ZM63 126H65V127H63ZM82 126H83V125H82ZM95 126H96V125H95ZM159 126H160V125H159ZM166 126H167V125H166ZM166 126H163L165 130L161 127V128L163 129V131L166 133V135H165L164 132H163V134L165 135V138H163L164 135L161 134V131H160V132L158 131V132H159V135H157L158 137H159V136L161 137V135H163L161 138H163L164 140H165L166 137H167V134H168L167 132H170L169 134H171V133H172L171 131H173V128H172V127H171L172 130L170 131V129L168 128V127H170V126H168V127H166ZM172 126H173V125H172ZM233 126H232L231 128H233ZM243 126H245V124H244ZM102 127H101V128H102ZM114 127H116V126L114 125ZM165 127H166V128H165ZM228 127H229V129L231 130L230 126H228ZM228 127H227V129H226V127H225V129H224L223 127H220L221 129L223 128V129L225 130V131L223 130V131H224L223 133L225 134V135H224L225 137H226V134H227V135H233V133L230 134L231 131L229 132ZM82 128H84V127H81V129H82ZM148 128H149V127H147L146 129H147L149 132H150V131L153 132V131L156 130V129H154L153 127H152L151 130H150V128H149V129H148ZM178 128L181 130V127H178ZM178 128H177V129H178ZM213 128H214V127H213ZM213 128H212V129H213ZM239 128H240V127H239ZM244 128H245V127H244ZM78 129H79V128H78ZM81 129H80V130H81ZM86 129H87V128H86ZM88 129H89V128H88ZM91 129H93V128H91ZM95 129H96V127H95ZM103 129H104V127H103ZM113 129H114V128H113ZM159 129H160V128H159ZM162 129H161V130H162ZM167 129H169V131L166 132ZM99 130H100V129H99ZM215 130H216V129H215ZM218 130H219V129H218ZM218 130H217V131H218ZM227 130H228V132L226 133ZM178 131H179V130H178ZM185 131H186V130H185ZM240 131H241V130H239V132H240ZM63 132H64V133H63ZM70 132H71V131H70ZM70 132H69V133H70ZM104 132H105V131H104ZM109 132H110V131H109ZM151 132H150V134H151ZM155 132H156V131H155ZM155 132H154V133H155ZM187 132H188V131H187ZM221 132H222V130H219V133H221ZM61 133H60V134H61ZM72 133H73V132H72ZM94 133H95V132H94ZM154 133H153V134H154ZM214 133H215V135H216V131H215ZM214 133H213V135H214ZM58 134H59V133H58ZM62 134H61V135H62ZM116 134H117V133H116ZM116 134H115V136H116ZM119 134H120V133H119ZM148 134H149V133H148ZM156 134H157V133H155L154 135L156 136ZM160 134H161V135H160ZM169 134H168V136H169ZM75 135H76V133H75ZM94 135H96V134H94ZM98 135H99V134H98ZM98 135H97V136H98ZM174 135H175V133H174ZM68 136L70 137V134H68ZM68 136L66 137L67 139L69 138ZM71 136H72V134H71ZM85 136H86V135H85ZM119 136H120V135H119ZM208 136H209V134H208ZM217 136H220V134H217L215 137H217ZM222 136H223V135H222ZM222 136H220V137H222ZM233 136H234V137H233ZM233 136H228V138H231L230 140H233L232 138L235 139V136H236V135H233ZM64 137H65V136H64ZM116 137H117V136H116ZM123 137H124V136H123ZM171 137H172V136L167 137L168 141H169V140L172 141L173 138H171ZM205 137H207V136H205ZM215 137H214V138H215ZM225 137H223V140L225 141L224 143L221 142L222 140H221L220 142L218 141V142L220 143V145H219V143L217 144V145H219V147H217V145H216V146H213V147L218 148V149H216V150H219V149H220V146L223 147V148L226 147V148H224V149H228V146H227V145H228V143H227L228 141L226 140ZM238 137H237V138H238ZM240 137H241V136H240ZM153 138H154V136L152 137V139H153ZM169 138H171V139H169ZM217 138H218V137H217ZM224 138H225V139H224ZM76 139H78V138L76 137ZM147 139H149V142H151V141H150V138H147ZM147 139H146V140H147ZM163 139H162V140H163ZM194 139H195V138H194ZM207 139H208V137H207ZM215 139H216V138H215ZM215 139L212 138L213 141H214ZM218 139H219V138H218ZM218 139H217V140H218ZM117 140H118V139H117ZM139 140H140V139H139ZM142 140H143V139H142ZM142 140H140V141H142ZM162 140H159V141H162ZM212 140H211V141H212ZM230 140H229V142H231ZM235 140L237 141V139H235ZM80 141H81V140H80ZM137 141H138V140H137ZM155 141H156V140H155ZM170 141H169V142H170ZM177 141H178V140H177ZM180 141H181V140H180ZM195 141L197 142V139H196ZM215 141H216V140H215ZM215 141H214V142H215ZM226 141H227V142H226ZM233 141H234V140H233ZM233 141H232V142H233ZM239 141H237V142H239ZM75 142H76V141H75ZM77 142H78V141H77ZM82 142H86V141H82ZM91 142H93V141H91ZM91 142H90V143H91ZM121 142H122V141H121ZM169 142H167V143H169ZM172 142H173V141H172ZM232 142H231V145L233 144ZM234 142H235V141H234ZM138 143H139V141H138ZM151 143H155V142H151ZM157 143H158V142H157ZM167 143H166V144H167ZM182 143H184V141H183ZM210 143H211V142H210ZM216 143H217V141L215 142V144H216ZM87 144H88V143H87ZM94 144H95V143H93V145H94ZM96 144H97V142H96ZM98 144H99V142H98ZM121 144H122V143H121ZM159 144H160V142H159ZM162 144H163V143H162ZM170 144H172V143H169V145H170ZM175 144L177 145L178 143H174V146H176ZM187 144H188V143H187ZM211 144H212V143H211ZM222 144H224V146H223ZM225 144H226V146H225ZM229 144H230V143H229ZM90 145H92V144H90ZM93 145H92V146H93ZM101 145H102V144H101ZM178 145H180V142H179ZM183 145H185V144H183ZM183 145L176 146V147H174L173 145H171V147L173 146V147H174V148L172 147L173 149H176V148H177V149H180V150H181V149H182L181 146H183ZM231 145H229V146H231ZM233 145H234V144H233ZM233 145H232V148H233ZM237 145H238V144H237ZM84 146H85V145H84ZM86 146H87V145H86ZM103 146H104V145H103ZM103 146H102V147H103ZM133 146H134V145H133ZM137 146H138V145H137ZM142 146H143V145H142ZM153 146L155 147V145H153ZM162 146H163V145H162ZM234 146H235V145H234ZM106 147H108V146H106ZM106 147H105V148H106ZM122 147H123V146H122ZM157 147H159V148L161 149L160 146H157ZM171 147H170V148H171ZM178 147H181V148H178ZM187 147H188V146H187ZM187 147H186V148H187ZM193 147H194V148H193L192 150H193V151L195 150V152H193V153L195 154L196 151H197L198 149H195V145H193ZM85 148H87V147H85ZM105 148H104V149H105ZM142 148H143V147H142ZM184 148H185V146H184ZM87 149H88V148H87ZM155 149H156V147H155ZM155 149L153 148V150H155ZM213 149H214V148H213ZM213 149H212V150H213ZM229 149H231V148L229 147ZM235 149H236V148H235ZM151 150H152V148H151ZM151 150H148L149 153L151 152ZM183 150H184V149H183ZM192 150H191V152H192ZM212 150H211V151H212ZM233 150H234V149H233ZM233 150H232V151L230 150V151L233 152ZM155 151H156V150H155ZM158 151H159V149H158ZM176 151H177V150H176ZM176 151H175V154H174V155H177V154H176ZM198 151L200 152V149H199ZM206 151H207V150H206ZM228 151H229V150H228ZM77 152H78V151H77ZM124 152H125V151H124ZM139 152H140V151H139ZM142 152H143V151H142ZM153 152H154V151H153ZM153 152H152V154H153ZM177 152H178V151H177ZM199 152H198V153H199ZM231 152H229V153H230L229 155H230L231 158H233L232 156H233L235 153L232 155ZM65 153H66V152H65ZM99 153H100V152H99ZM143 153H144V152H143ZM143 153H141V154H143ZM149 153H148V154H149ZM161 153H162V152H161ZM161 153H160V152L157 153V154H156L157 156L155 155V158L158 157V155L161 154ZM173 153H174V152H173ZM184 153H185V152H183V154H184ZM218 153H219V152H218ZM224 153H225V152H224ZM145 154H146V153H145ZM145 154H144V156H145ZM163 154H164V153H163ZM166 154H167V153H166ZM227 154H228V152H227ZM237 154H238V155H237ZM146 155H147V154H146ZM168 155H169V154H168ZM180 155H181V154H180ZM190 155H191V157H192V154H190ZM223 155H226V154H223ZM144 156H143V158H144ZM148 156H149V155H148ZM172 156H173V154L170 155V158H171V159H172ZM177 156H178V155H177ZM193 156H194V155H193ZM197 156H198V155H197ZM205 156H206V155H205ZM205 156H204V157H205ZM221 156H222V154H221L220 156H217V157H220V158H221ZM226 156H228V155H226ZM226 156H225V157L223 156L222 158H223V159H224V158L227 159V158L229 157V156H228V157L226 158ZM256 156H257V157H256ZM150 157H151V154H150ZM173 157H175V156H173ZM208 157H209V156H208ZM210 157H211V156H210ZM210 157H209V158H210ZM213 157H215V154L212 156V158H213ZM92 158H93V157H92ZM151 158L153 159V156H152ZM160 158H164V157L161 156ZM160 158L158 157V159L161 161L162 159H160ZM182 158H183V157H182ZM206 158H207V157H206ZM237 158H238V159H237ZM146 159H147V158H146ZM156 159H157V158H156ZM156 159H155V160H156ZM179 159H180V158H179ZM193 159H194V158H193ZM214 159H215V158H214ZM214 159H213V160H214ZM228 159H230V158H228ZM228 159H227V160H228ZM258 159L260 160L261 158H258ZM103 160H104V159H103ZM149 160H151V159H148L147 161H149ZM153 160H154V159H153ZM153 160L151 161V163L153 162ZM159 160H156V161L158 162ZM166 160H167V159H166ZM172 160H173V159H172ZM194 160H196V159H194ZM211 160H212V159H211ZM233 160H234V159H233ZM233 160H232V161H233ZM254 160H255V159H254ZM101 161H102V160H101ZM112 161H113V160H112ZM112 161H111V162H112ZM116 161H118V160H116ZM163 161H164V162H163ZM175 161H176V160H175ZM255 161H256V160H255ZM257 161H258V160H257ZM260 161H261V160H260ZM157 162H156V163H157ZM162 162L165 163V160L163 159V160L161 161V163H162ZM170 162H171V161H170ZM172 162H173V161H172ZM176 162H177V161H176ZM176 162H175V163H176ZM233 162H234V161H233ZM252 162H253V161H252ZM258 162H259V161H258ZM258 162H257V163H258ZM115 163H116V162H115ZM118 163H119V161H118ZM144 163H145V160H144ZM154 163H155V161H154ZM161 163L158 162L157 164L162 165ZM185 163H186V162H185ZM257 163H255V164H257ZM99 164H100V163H99ZM123 164H124V163H123ZM157 164H153V165L156 166ZM165 164H166V163H165ZM253 164H254V162H253ZM253 164H252V165H253ZM258 164H259V168H260V162H259ZM258 164H257V165H258ZM151 165H152V164H151ZM151 165H150V166H151ZM163 165H164V164H163ZM198 165L200 166L201 164H198ZM223 165H224V164H223ZM249 165H250V164H249ZM98 166H99V165H98ZM107 166H108V165H107ZM109 166H110V165H109ZM109 166H108V167H109ZM120 166H122V164H121ZM141 166H142V165H141ZM169 166H170V164H169ZM172 166H173V164H172ZM181 166H183V165H181ZM199 166H198V167H199ZM113 167H114V165H113ZM113 167H112V170L114 169ZM122 167H123V166H122ZM122 167H119V168L122 170ZM126 167H127V166H126ZM152 167H154V166H152ZM161 167H163V166H161ZM188 167H189V164H188ZM195 167H196V166H195ZM236 167L238 168V165H237ZM250 167H251V165H250ZM124 168H125V166H124ZM137 168H139V170L141 171V169L143 168V166H142V168H141L140 165H138ZM140 168H141V169H140ZM181 168H183V167H181ZM191 168H192V167H191ZM204 168H205V169L202 168V170H203V171H206L205 173H207V169H206L205 166H204ZM253 168H255V167H253ZM256 168H257V167H256ZM107 169H109V168H107ZM155 169H157V167H156ZM155 169H154V170H155ZM158 169H159V168H158ZM173 169H174V168H173ZM173 169H172V170H173ZM177 169H178V167H177ZM238 169H239V168H238ZM238 169L236 170V172H238L239 174H237V173H236V174H237V176H239L237 179H238L239 182H240V172H239L240 169H239V170H238ZM247 169H246V170H247ZM250 169H251V168H249V170H250ZM146 170H147V169H146ZM154 170H152L153 173L156 171V170H155V171H154ZM174 170H176V169H174ZM179 170H180V169H179ZM179 170H178V171H179ZM197 170L199 171L200 169H197ZM246 170H245V173H246ZM169 171H170V170H169ZM180 171H181V170H180ZM198 171H195V172H198ZM203 171H200V172H203ZM251 171H252V170H251ZM251 171H248V170H247V173H248V172H251ZM109 172H110V171H109ZM111 172H113V171H111ZM157 172H158V171H157ZM182 172L184 173L183 170H182ZM193 172H194V171L192 170V172H191V173H192L191 176H192L193 174H195V173H193ZM259 172H260V169H259ZM122 173H123V171H122ZM124 173H125V172H124ZM172 173H173V172H172ZM174 173H175V172H174ZM183 173H182V174H183ZM186 173H188V171H187ZM247 173H246V174H247ZM261 173H262V172H261ZM109 174H110V173H109ZM119 174H120V173H119ZM133 174H134V173H132V176H133ZM136 174H137V173H136ZM140 174L142 175L141 172H140ZM154 174H155V173H154ZM201 174H202V173H201ZM201 174H199V176H200ZM246 174H241V175H243V176H241V177H242V180H241V181H243V180L245 181V180H246V177H245V179H243V177H244ZM249 174H250V173H248V175H249ZM251 174H252V172H251ZM251 174H250V175H251ZM262 174H264V173H262ZM164 175H165V173H164ZM172 175L174 176V174H172ZM179 175L181 176V173H180ZM185 175H186V174H185ZM196 175H197V173H196ZM202 175H203V174H202ZM125 176H126V175H125ZM130 176H131V175H130ZM135 176H136V175H135ZM152 176H153V175H152ZM170 176H171V175H170ZM186 176H187V175H186ZM208 176H209V175H208ZM237 176H236V177H237ZM257 176H258V175H257ZM261 176H262V175H261ZM111 177H112V176H111ZM139 177H140V175H138V178H137V179H139ZM160 177H161V176H160ZM182 177H183V176H182ZM192 177H193V176H192ZM259 177H260V176H259ZM262 177H263V176H262ZM112 178H113V177H112ZM129 178H130V177H129ZM129 178H128V179H129ZM133 178H136V177H133ZM133 178H131L130 180H132ZM140 178H141V177H140ZM149 178H150V177H149ZM155 178H156V177H155ZM155 178H153V180H154ZM157 178H158V177H157ZM161 178H162V177H161ZM173 178H174V177H173ZM180 178H181V177H180ZM195 178H196V177H195ZM252 178H253V179H252ZM252 178H251V179H252L253 182H254V177H252ZM103 179H104V178H103ZM110 179H111V178H110ZM128 179H127V180H128ZM150 179H151V178H150ZM159 179H160V178H159ZM159 179H157V181H160ZM170 179H171V178H170ZM199 179H200V178H199ZM210 179H211V178H210ZM247 179H249V181H251L250 178H247ZM256 179H257V178H256ZM256 179H255V181H256ZM258 179H259V178H258ZM122 180H123V179H122ZM130 180H129V181H130ZM135 180H136V179H135ZM141 180H142V179H141ZM153 180H152V182H153ZM138 181H140V180H138ZM157 181L154 182V183H152V184H155V185H156V183H157V185H158L159 182H157ZM167 181H168V180H167ZM178 181H179V180H178ZM198 181H199V180H198ZM201 181H202V180H201ZM208 181H209V180H208ZM246 181H247V180H246ZM246 181H245V183H246ZM249 181H247V182H249ZM262 181H263V180H262ZM124 182H125V181H124ZM136 182H137V181H136ZM147 182H148V181H147ZM193 182H194V180H193ZM258 182H259V181H258ZM139 183H141V181H140V182H137V184H139ZM144 183H145V182H144ZM150 183H151V181H150ZM185 183H186V182H185ZM197 183H199V182H197ZM255 183H256V182H255ZM121 184H122V183H121ZM142 184H143V183H142ZM148 184H149V183H148ZM206 184L209 185L210 183L207 182ZM235 184H236V183H235ZM235 184H234V186H235ZM250 184H252V183H250ZM118 185H119V184H118ZM140 185H141V184L137 185V187L140 188V187L142 186V185H141V186H140ZM161 185H162V184H161ZM238 185H239V184H237V186H235V187L238 188ZM252 186H253V185H252ZM261 186H262V185H261ZM137 187H135V188L137 189ZM204 187H205V186H204ZM240 187H241V185L239 186V188H240ZM250 187H251V186H250ZM156 188H159V186L156 187ZM237 188H235V190H236ZM239 188L237 189L238 194H239V192H240L241 194H243V193L241 192V191H243V188H240V189H239ZM247 188L249 189V187L247 186V187L244 189L245 191H243V192H246V189H247ZM136 189H135V190H136ZM204 189H205V188H204ZM251 189L254 190L255 188L252 187ZM259 189H260V188H259ZM262 189L264 190V185H263ZM138 190H139V189H138ZM140 190H141V188H140ZM142 190H143V188H142ZM142 190H141V191H142ZM146 190H147V189H146ZM146 190H145V191H146ZM232 190H233V192H235V191H234V188H233ZM240 190H241V191H240ZM253 190H251V192H253ZM260 190H261V189H260ZM260 190H259V191H260ZM121 191H123V190H121ZM145 191H143L145 194L149 192L148 190H147L148 192H145ZM160 191H162V192H161V194H162V193H163V190H160ZM191 191H192V190H191ZM237 191H236V192H237ZM214 192H215V191H214ZM236 192H235V194H237ZM261 192H262V190H261ZM246 193H248V191H247ZM148 194H149V193H148ZM148 194H146V195H148ZM150 194H151V193H150ZM150 194H149V195H150ZM157 194H158V193H157ZM163 194H164V193H163ZM165 194H166V193H165ZM179 194H180V193H179ZM179 194H178V195H179ZM211 194H213V193H211ZM214 194H216V195H214ZM214 194H213L214 196H213V195H209V197H210V196L213 197L212 199H214V200H215L214 202H216V198H218V196H217L218 194H217V192L214 193ZM229 194H230V193H229ZM232 194H233V195H232ZM149 195H148V196H145V197H149ZM159 195H160V194H159ZM168 195H169V194H168ZM250 195H251V194H250ZM250 195H249L248 197H250ZM257 195H258V194H257ZM151 196H152V195H151ZM157 196H158V195H157ZM162 196H163V195H162ZM205 196H206V195H205ZM216 196H217V197H216ZM230 196H232V197L235 196L234 193H232V191H231ZM240 196L243 197V195H239L238 197L240 198ZM244 196H245V193H244ZM255 196H256V195H255ZM255 196H254V200L258 199V198L255 197ZM158 197H160V196H158ZM203 197H204V194H203ZM206 197H208V196H206ZM206 197H205V198H206ZM209 197H208V198H209ZM215 197H216V198H215ZM228 197H229V195H227V198H228ZM235 197H236V196H235ZM252 197H253V196H252ZM252 197H250V198H252ZM142 198H143V196H142ZM150 198H151V197H150ZM163 198H166V197H163ZM230 198H231V197H230ZM230 198H228V200H230ZM233 198H234V197H233ZM239 198H238V199H239ZM243 198H244V197H243ZM250 198H249V199L247 198L248 201H250ZM255 198H256V199H255ZM260 198H261V196H260ZM159 199H161V198H159ZM209 199H211V198H209ZM231 199H232V198H231ZM236 199H237V198H236ZM245 199H246V197H245ZM247 199L244 200V202L247 201ZM120 200H122V199H120ZM150 200H151V199H150ZM193 200H194V199H192V202H193ZM198 200H199V199H198ZM198 200H197V201H198ZM203 200H204V199H202V201H203ZM228 200H227V201H228ZM254 200L251 199V201H254ZM261 200H263V199L261 198ZM152 201H155V200L153 199ZM161 201H163V200H161ZM200 201H201V200H200ZM202 201H201V204H200V205H202V204L204 203V202L202 203ZM204 201H205V200H204ZM217 201H218V199H217ZM233 201H234V200L232 199V200H231L232 203L229 202V203L231 204V205H230L231 207H232V204L234 203ZM248 201H247V202H248ZM256 201H257V203H258L259 200H256ZM263 201H264V200H263ZM122 202H123V201H122ZM148 202H149V201H148ZM156 202H157V200H156ZM159 202H160V201H159ZM159 202L157 203V204H158L157 206H159V204H160ZM172 202H173V200H172ZM192 202H191V203H192ZM207 202H208V205H207V206L210 208V206L212 205L211 202L213 203V201L210 202V200H209V201L207 200ZM207 202H205V203L207 204ZM209 202H210V203H209ZM225 202H226V201H224L223 203L225 204ZM149 203H150V202H149ZM161 203H163V202H161ZM170 203H171V201H170ZM193 203H194V202H193ZM198 203H199V202H198ZM218 203H221V202L218 201ZM226 203H228V202H226ZM229 203H228V204H229ZM245 203H246V202H245ZM252 203H253V202H252ZM255 203H256V202H255ZM164 204H166V203H164ZM210 204H211V205H210ZM228 204H226V205L229 206ZM112 205H114V203H113ZM151 205H152V204H151ZM153 205H155V203H154ZM169 205H170V204H169ZM180 205H181V204H180ZM189 205H190V204H189ZM193 205H195V204H193ZM200 205H198V206H200ZM216 205H217L216 203H213L212 206L215 207V208H216V207H219V209H220V206H221V209L218 211V214H219V212H220V213H221V216L218 215L219 217H218V219H216L217 221H215V220L213 221V218H212L213 215H212V216L210 215L208 218H206L207 221H205V225L202 226L203 229L201 228V230H202V231H201V232H202V233H201L202 236L200 235L201 239L199 238V239H200L199 244H198V246H196L197 250L199 251V253H198L199 256L196 258V262H194L195 264H216V262H217V263L219 262L218 260L216 261V259H217V257H216V248H217V247H220V245L217 246L215 240H216V238L218 237V235L221 234V233L223 232V229L226 228V227H225L226 224H228V222L225 221V219H224V213H225V215H226V212H227V210H228V214H229V213H230V212H229L230 209H229V208L226 209V208H224V207L222 208V206H224V205H222V204H220V205L218 204L219 206H216ZM226 205H225V207H226ZM249 205H250V204H249ZM251 205H252V204H251ZM125 206H126V205H125ZM148 206H150V205H148ZM155 206H156V205H155ZM157 206H156V207H157ZM161 206H164V205L161 204ZM167 206H168V205H167ZM198 206H197V207H198ZM203 206H204V205H203ZM205 206H206V205H205ZM207 206H206V208L208 209ZM237 206H239V205H237ZM254 206H256V205H254ZM140 207H141V206H140ZM256 207H258V206H256ZM151 208H152V207H151ZM154 208H155V207H154ZM159 208H160V206H159ZM193 208H194V207H193ZM122 209H123V208H122ZM147 209L149 210L150 207L147 208ZM180 209H181V208H180ZM204 209H205V208H204ZM207 209H205V211H206ZM217 209H218V208H217ZM151 210H152V209H151ZM157 210H158V208H157ZM159 210H161V209H159ZM162 210H164V209H162ZM183 210H186V209H183ZM191 210H193V209L191 208ZM198 210L201 211L200 208H199ZM209 210H210V212H211V211L214 210V208H213V210H211V208H210ZM221 210H222V212H221ZM245 210H246V209H245ZM261 210H262V209H261ZM105 211H106V210H105ZM153 211H154V210H153ZM178 211H180V210H178ZM189 211H190V210H189ZM195 211H196V210H195ZM203 211H204V210H203ZM205 211H204V212H205ZM216 211H217V210H214L212 213L214 214V212H215V213H216V216H217V212H216ZM225 211H226V212H225ZM243 211H244V209H242V212H243ZM180 212L183 213L182 210H181ZM190 212H191V211H190ZM190 212L187 211V213H190ZM207 212H208V211H207ZM244 212H246V214H247L248 210H247V211H244ZM244 212H243V213H244ZM249 212H250V211H249ZM105 213H106V212H103V215H102L101 213H100V214H101L102 216H105V215H104ZM148 213H149V212H148ZM168 213H169V212H168ZM168 213H167V214H168ZM191 213H192V212H191ZM250 213H251V212H250ZM258 213H259V212H258ZM260 213H261V212H260ZM100 214H99V215H100ZM110 214H111L112 217L110 216ZM112 214H115V212L110 213V211H109V213L106 214V215H109V216L113 219V215H112ZM177 214H178V213H177ZM179 214H180V213H179ZM235 214H236V213H235ZM238 214H239V213H238ZM248 214H249V213H248ZM186 215H189V214H185V216H186ZM251 215H252V214H251ZM96 216H97V215H96ZM102 216H101V217H102ZM109 216H108V218H109ZM115 216H116V215H115ZM122 216H123V214H122ZM126 216H127V215H126ZM126 216H125V217H126ZM144 216H145V215H144ZM179 216H181V215H179ZM185 216H184V217H185ZM216 216H215V217H216ZM116 217H117V216H116ZM119 217H120V216H119ZM119 217H118V220L120 221L121 217H120V219H119ZM125 217H124V219H125ZM145 217H147V216H145ZM145 217H144V219H147V218H145ZM225 217H226V216H225ZM231 217H235V216L232 215ZM231 217H230V218H231ZM238 217H239V219H241V220H240V221H241V224L238 223L236 220H235V222L238 223V224H240V225H241V228H242L243 225H245V223H247V222L242 223V222H243V221H242V218H240V216H238ZM105 218H106V217H105ZM105 218H102V219L105 220ZM135 218H137V217H135ZM178 218H179V217H178ZM181 218H183V214H182ZM181 218H179L178 220H180ZM211 218H212V219H211ZM261 218H262V216H261ZM109 219H110V218H109ZM114 219H115V218H114ZM127 219H128V218H127ZM144 219H143V220H144ZM183 219H184V218H183ZM183 219H182V220H183ZM185 219L187 220V218H185ZM196 219H197V217H196ZM209 219H211V220H209ZM231 219H232V218H231ZM237 219H238V218H237ZM110 220H111V219H110ZM110 220H109V221H110ZM131 220H132V219H131ZM147 220H148V219H147ZM182 220H181V221H182ZM251 220H252V219H251ZM111 221L113 222L114 220H111ZM123 221H124V220H123ZM128 221H129V220H128ZM132 221H133V220H132ZM183 221H184V220H183ZM188 221H189V220H187V222H188ZM233 221H234V220L232 219V220H231V223H232ZM246 221H247V219H246ZM248 221H249V220H248ZM259 221H260V216H259V220H258V222H259ZM117 222H118V221H117ZM120 222H121V221H120ZM125 222H126V220H125ZM134 222H135V221H134ZM134 222H133V223H134ZM145 222H146V220L144 221V223H145ZM226 222H227V223H226ZM229 222H230V221H229ZM261 222H262V219H261ZM118 223H119V222H118ZM131 223H132V222H131ZM146 223H147V222H146ZM153 223H154V222H153ZM169 223H170V222H169ZM184 223H186V222H184ZM231 223H229V224H231ZM233 223H234V222H233ZM248 223H249V222H248ZM248 223H247V225H248ZM255 223H256V222H255ZM259 223H260V222H259ZM119 224H120V223H119ZM121 224H123V223H121ZM125 224H126V223H125ZM125 224H123V226H124ZM136 224H137V223H136ZM142 224H143V223H142ZM177 224H178V223H177ZM191 224H192V223H191ZM242 224H243V225H242ZM260 224H261V223H260ZM126 225L128 226V224H126ZM126 225H125V226H126ZM129 225H130V223H129ZM134 225H135V224H134ZM153 225H154V224H153ZM178 225H181V224H178ZM185 225H187V224H185ZM236 225H237V224H236ZM250 225H251V223H250ZM91 226H92V225H91ZM127 226H126V227H127ZM140 226H142V225H140ZM143 226H144V225H143ZM228 226H229V225H228ZM231 226L233 227V225H231ZM234 226H235V225H234ZM237 226H238V225H237ZM259 226H260V225H259ZM261 226H262V225H261ZM263 226H264V224H263ZM263 226H262V227H263ZM156 227H157V226H156ZM175 227H176V226H175ZM175 227H174L173 229L177 230ZM185 227H186V226H185ZM235 227H236V226H235ZM238 227H239V226H238ZM245 227H246V225H245L243 228H245ZM247 227H249V226H247ZM251 227H252V229H254V230L256 231V228H255L254 225H253V226L251 225ZM253 227H254V228H253ZM133 228H134V227H133ZM135 228H137V227H135ZM159 228H160V230H161L162 227H159ZM181 228H182V227H180V229H181ZM188 228H189V227H188ZM229 228H230V227H229ZM139 229H140V228H139ZM142 229H143V228H142ZM180 229H179V226H178V230H179V231H182V229H181V230H180ZM184 229H185V228H184ZM186 229H187V228H186ZM186 229H185V230H186ZM189 229H193V228L190 227ZM189 229H188V230H189ZM226 229H227V228H226ZM234 229H235V231H236V228H234ZM247 229H249V228H247ZM263 229H264V227H263ZM122 230H123V228H122ZM132 230H133V229H132ZM149 230H150V229H149ZM149 230H148V232H146V233H149ZM158 230H159V229H158ZM224 230H225V229H224ZM227 230H228L227 232L230 233V230H229V229H227ZM254 230H253V231H254ZM120 231H121V230H120ZM125 231H126V230H125ZM140 231H142V232H140V233H143L145 230H144V231H143V230H140ZM154 231H155V230H154ZM162 231H163V230H162ZM168 231H169V230H168ZM221 231H222V232H221ZM237 231H238V230H237ZM245 231H248V230H245ZM245 231H244V229H243L241 234L239 233L240 231H238V233H237V232H234V233L232 234V236H234V239L236 240V243L239 241L240 244L242 243L241 241L244 242L245 240H246V241H247V240H250V242H249V246L251 247V245L253 244V243H252V244L250 245V243L252 242V241H251L252 239H249V238L246 239V237H251V238H252V236H254L255 233H254V232H251V234H249V231H248V233H246ZM250 231H251V230H250ZM131 232H134V231H131ZM138 232H139V230H138ZM156 232L159 233V231H157V230H156ZM177 232H178V231H177ZM182 232H183V231H182ZM220 232H221V233H220ZM225 232H226V231H225ZM231 232H233V231H231ZM136 233H137V232H136ZM152 233H155V232H152ZM152 233H151V234H152ZM229 233H226V234H228V236L230 237L231 234L229 235ZM245 233H246V237L244 238L242 235H244ZM262 233H263V232H262ZM134 234H135V233H134ZM144 234H145V232H144ZM174 234H175V233H174ZM222 234L224 235L225 233H222ZM226 234H225V236H226ZM252 234H253V235H252ZM263 234H264V233H263ZM142 235H143V234H142ZM161 235H163V234H161ZM167 235H168V233H167ZM178 235H179V233H178ZM182 235H184V234H181L180 236H182ZM248 235H249V236H248ZM250 235H251V236H250ZM260 235H262V234H260ZM135 236H137V235L135 234ZM145 236H146V235H145ZM147 236H148V235H147ZM154 236H155V235H154ZM163 236H164V235H163ZM174 236H175V235H174ZM180 236H179V237H180ZM185 236H186V235H185ZM244 236H245V235H244ZM255 236H256V235H255ZM148 237H149V236H148ZM151 237H153V236L150 235V238H151ZM161 237H162V236H161ZM161 237H160V238H161ZM182 237H183V236H182ZM226 237H227V236H226ZM260 237L262 238V236H260ZM121 238H122V237H121ZM150 238H149V239H150ZM221 238H222V237H221ZM230 238H231V237H230ZM232 238H233V237H232ZM243 238H244L245 240H244ZM255 238H256V237H255ZM255 238H254V239H255ZM162 239H163V238H162ZM164 239H165V238H164ZM164 239H163V240H164ZM217 239H218V238H217ZM147 240H148V239H147ZM179 241H180L181 243H183V242H185V239H181V240H179ZM182 241H183V242H182ZM233 241H234V240H233ZM233 241H232V242H233ZM262 241H264L263 238H262ZM262 241H261V243H262ZM86 242H87V241H85V243H86ZM256 242H257V241H256ZM87 243H88V242H87ZM150 243H151V242H150ZM247 243H248V242H247ZM254 243H255V242H254ZM221 244H222V243H221ZM230 244H231V243H230ZM237 244H238V243H237ZM245 244H246V242H245ZM262 244H263V243H262ZM262 244H261V245H262ZM152 245H153V244H152ZM174 245H175V244H174ZM243 245H244V244H243ZM257 245H258V248L261 247L260 242H259V244H257ZM257 245H256V246H257ZM216 246H217V247H216ZM223 246H225V245L223 244ZM244 246H245V245H244ZM263 246H264V245H262V247H261V252H260V253L258 252L259 255H261V253H262V248H263ZM159 247H160V246H159ZM215 247H216V248H215ZM225 247H227V246H225ZM228 247H229V246H228ZM246 247H247V246H246ZM151 248H153V247H151ZM154 248H155V249H158L157 245H156V247H154ZM220 248H221V247H220ZM258 248H257V249H258ZM116 249H117V248H116ZM169 249H170V248H169ZM172 249H173V248H172ZM172 249H171V251H172ZM194 249H195V248H194ZM222 249H223L222 252H223L224 250H225V252H226V249H225V248H222ZM249 249H250V248H249ZM259 249H260V248H259ZM259 249H258V251H259ZM263 249H264V248H263ZM158 250H159V249H158ZM173 250H174V249H173ZM195 250H196V249H195ZM218 250H219V249H218ZM218 250H217V251H218ZM220 250H221V249H220ZM229 250H230V249H229ZM233 251H234V250H233ZM155 252H156V251H155ZM246 252H249V251H246ZM232 253H233V252H232ZM250 253H252V247H251V252H250ZM178 254H180V253H178ZM196 254H197V253H196ZM198 254H197V255H198ZM225 254H226V253H225ZM235 254L237 255V257H236V255H235V257H236L237 259H242L243 257H245V258H246L245 261H247V258L251 257V256H249V255H251V254H249L248 257H246V255H244L240 249H238V250L235 252ZM252 254H253V253H252ZM121 255H123V254H121ZM217 255L220 256V258H221V259L218 258V259L220 260V262L222 261V259H223L224 257H226V255H223V254H222V255L224 256V257L222 256L223 258L221 257V254H218V253H217ZM253 255H255V254H253ZM262 255H263V253H262ZM140 256H142V255H140ZM140 256H139V257H140ZM157 256L159 257V255H157ZM179 256H181V255H179ZM195 256H196V255H195ZM230 256H231V255H230ZM231 257H232V256H231ZM252 257H254V256H252ZM257 257H258V256H257ZM262 257H263V256H262ZM262 257H261V258H262ZM226 258H228V256H227ZM140 259H142V258L140 257L139 260H140ZM143 259H144V257H143ZM158 259H159V258H158ZM253 259H254V258H253ZM255 259H256V258H255ZM262 259H263V258H262ZM262 259H261V262H262ZM165 260H167V259H164V261H165ZM226 260H227V259H226ZM249 260H250V258H249ZM249 260H248V261H249ZM263 260H264V259H263ZM155 261H156V257H155ZM215 261H216V262H215ZM224 261H225V260H224ZM224 261H223V262H224ZM235 261H237V260L235 259ZM248 261L246 262V264L249 263ZM256 261H257V259H256ZM132 262H133V261H132ZM132 262H131V264H132ZM139 262H140V261H139ZM165 262H167V261H165ZM214 262H215V263H214ZM227 262H228V261H227ZM227 262H226V263H227ZM263 262H264V261H263ZM117 263H118V262H117ZM121 263H122V262H121ZM226 263H225V264H226ZM239 263H240V261H239ZM255 263H257V262H255ZM136 264H137V263H136ZM142 264H143V263H142ZM219 264H220V263H219ZM234 264H235V263H234ZM243 264H244V263H243ZM261 264H262V263H261Z\"/></svg>",
	"mask_w": 264,
	"mask_h": 264
}]
</instances>
